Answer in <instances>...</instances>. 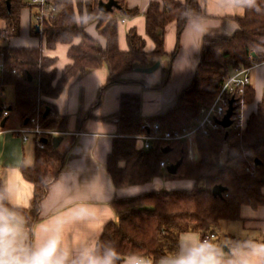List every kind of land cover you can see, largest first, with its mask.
Masks as SVG:
<instances>
[{
    "label": "trees",
    "instance_id": "1",
    "mask_svg": "<svg viewBox=\"0 0 264 264\" xmlns=\"http://www.w3.org/2000/svg\"><path fill=\"white\" fill-rule=\"evenodd\" d=\"M101 0H53L59 11L52 19L32 25L31 33L45 41L48 49L58 44L69 45L67 52L71 63L67 64L57 78V59L47 57L41 48L12 47L8 37L20 34V15L27 6L24 0H0V122L10 118L11 112L21 121L22 127L38 124L43 129L62 132L68 119L58 113L50 101L60 96L68 81L77 75L106 66L108 78L105 87L123 82L122 74L135 67H146L150 57L166 55L164 50L166 27L177 23L178 39L187 22L192 18L205 17L199 0H152L146 13V33L154 41L155 49L144 50L145 40L131 29L127 33L128 50L118 46V18L134 17L137 9H129L125 0H116L119 8L103 13L98 9ZM244 11L236 17L239 29L233 35H206L202 42V54L191 84L179 94L176 104L166 113L144 119L141 115V99L138 94H123L120 109L110 118L117 119L118 137L114 138L112 151L107 158V170L114 185L124 188L152 182L157 177L187 179L194 182L193 188L183 190H154L135 196L114 198L111 202L117 219L105 224L100 239L111 242L126 259L130 255L145 256L156 264L164 255L176 248L183 233L206 234L220 232L222 222L241 219L243 205L257 208L264 205V101L251 114L244 129L234 121L227 129L212 132L209 136L198 133L196 148L189 151L186 144H173L171 150L155 143L149 150L138 149L136 135L150 132L142 129L144 121L159 124V131H181L199 116L200 106L210 105L219 85L238 69L252 65L250 55L256 60L264 59V0H235ZM84 11L89 21H98L97 29L106 39V46L89 35L83 23ZM6 36L2 37V33ZM79 40L78 43H74ZM179 50V41L170 55L173 60ZM171 63L162 70V79L154 88L164 87L171 77ZM32 76V80L28 79ZM8 86L14 89V103L6 105L4 92ZM254 88L249 85L242 95L233 101L234 114L240 113L243 104L254 99ZM6 107L8 116L1 117ZM50 110L45 116V110ZM34 119L35 122H32ZM7 120V122H8ZM27 120V122H26ZM6 122V125H7ZM5 125V127H6ZM49 141L36 147L31 166L22 165L25 180L34 186L28 208L19 207L24 216L33 220L34 202L41 196V180L50 181L63 168L66 149L61 152ZM42 141V140H41ZM226 150L228 158L220 162ZM235 153L234 167L227 161ZM254 158L261 164L253 165ZM182 160L176 174H169L160 166L162 160L176 163ZM215 185L226 187L222 196H214ZM0 186L5 187L0 178Z\"/></svg>",
    "mask_w": 264,
    "mask_h": 264
},
{
    "label": "crops",
    "instance_id": "2",
    "mask_svg": "<svg viewBox=\"0 0 264 264\" xmlns=\"http://www.w3.org/2000/svg\"><path fill=\"white\" fill-rule=\"evenodd\" d=\"M151 1L125 0L129 9L139 11V14L134 17L122 16L120 12L115 13L118 18V46L120 50H128L127 33L131 29H135L145 40L144 50L146 52L150 53L155 49L154 41L146 33L145 13ZM177 1L184 2L185 0ZM199 2L204 9L205 17L190 19L179 39L175 21L166 27L164 43L166 55L150 57V63L146 66H151L157 61L160 62L159 67L154 72H138L137 67H135L133 70L122 74L123 82L105 87L108 69L103 66L85 75L74 76L68 81L60 96L50 100L58 113L68 119L66 129L62 132L70 134L60 135L63 140L58 146L61 152L68 150L61 172L66 168L74 169L81 184L96 179L85 191H78L76 195L65 199L62 206L64 215L70 218L77 204L87 199V191L102 190L101 181L114 190L110 206L106 205L104 207L103 219L91 225L93 231L100 233V235L105 224L117 219L111 206L114 198L130 197L160 189L188 190L193 188L194 182L191 180L189 181L192 182V185L186 182L188 187L184 188L180 182L175 183L177 180H168V178L161 177H157L152 182L143 185L117 188L108 173L107 158L112 151L114 138L118 137V126L116 118L108 119V117L120 109V97L123 94H138L140 96V110L144 119L166 113L176 104L179 94L191 84L195 76L202 54L204 36L233 35L239 29L235 18L242 16L244 11L236 5L235 0H199ZM25 3L27 4V2ZM35 11L34 8L28 5L22 9L20 34L8 37L6 43L12 47L41 48L45 56L55 57L57 62L54 67L57 71V78H59L63 68L71 63L67 55L70 46L58 44L54 49H48L44 40L41 39L38 43L34 38L26 36L29 33L31 34ZM83 23L86 32L105 47L106 39L98 32V21L91 23L87 18L86 11H84ZM0 28H6L3 20H0ZM78 41L75 40L74 43H78ZM178 41V53L173 60H170V55L174 52ZM170 63L172 70L170 80L164 87L154 88L162 79V70L166 69ZM249 75L255 95L252 102L242 105L241 120L243 129L246 127L251 114L255 113L258 105L264 101V63L253 67ZM13 103L8 104L5 101L6 105ZM19 128H22V125L18 119L16 125L9 128L4 127V132L0 134V178L4 181L5 188L11 193L12 203L18 207L28 208L33 196L34 186L24 179L20 167L33 164L37 142L32 135H29V139L24 141L22 134L14 132ZM140 146V142L137 141V148L141 149ZM188 146L193 149L196 148V146L189 144ZM226 154L228 158V153L224 150L222 156ZM234 155L235 153H231L230 157ZM182 184H185V182ZM240 213V220L222 222L219 234L211 240L224 244L237 239H252L264 242V205L257 208L243 205ZM184 236L201 238L199 233H183L180 238ZM226 236L232 239L228 240ZM81 238L82 234L76 235L73 243L78 242ZM156 264H159V262Z\"/></svg>",
    "mask_w": 264,
    "mask_h": 264
},
{
    "label": "clouds",
    "instance_id": "3",
    "mask_svg": "<svg viewBox=\"0 0 264 264\" xmlns=\"http://www.w3.org/2000/svg\"><path fill=\"white\" fill-rule=\"evenodd\" d=\"M95 181L81 184L72 168L50 181L43 178L32 221L0 186V264H152L145 256L123 258L111 242L101 240L100 233L91 228L103 219L104 207L110 206L114 194L103 181L102 190L86 192L87 199L77 204L70 218L64 215L65 199L85 191ZM78 234L82 238L73 243ZM159 264H264V242L237 239L224 244L184 236Z\"/></svg>",
    "mask_w": 264,
    "mask_h": 264
},
{
    "label": "built area",
    "instance_id": "4",
    "mask_svg": "<svg viewBox=\"0 0 264 264\" xmlns=\"http://www.w3.org/2000/svg\"><path fill=\"white\" fill-rule=\"evenodd\" d=\"M27 5L29 7L34 8L36 11L33 15L34 22L36 24L41 23L45 19H52L56 16L59 11L58 6L53 2V0H28ZM122 21H124L122 19ZM6 32L2 33V37H6ZM250 59L252 61V65L245 68H238L234 70L230 76L225 79L219 85L218 92L210 105L200 106L199 108V116L193 122L189 123L186 127H184L181 131H176L174 133H170L168 131L160 132L159 124L154 122L149 124L144 121L142 124V129L148 128L151 129L150 132L140 133L136 135L137 141L140 142L141 149L149 150L153 148L155 143H163L166 146H171L173 144H186V147L189 151L193 148L188 146V139L196 136L198 133L209 136L212 132L220 129H224L220 124V120H222L227 112L229 101L231 99L234 100L236 95H242L247 86L251 85V78L249 75L250 70L257 65L263 64L264 59L262 61H257L256 57L252 54L250 55ZM0 65V70H1ZM242 108V107H241ZM8 111L6 107L1 112V117L8 116ZM233 122L239 124L243 129V124L241 120V110L239 115L231 117ZM32 122H35L34 119ZM4 132V128L0 127V134ZM14 132L20 133L23 135V140L26 141L29 139V135L34 136L37 146L42 148L44 143L41 141L42 138L52 137L55 135H68L70 133L66 132H58L49 129H43L38 124H34L32 126L22 127L14 130ZM170 163L168 161L162 160L160 162V166L162 168H167ZM254 165V162H253ZM216 235L206 234L203 238L213 239Z\"/></svg>",
    "mask_w": 264,
    "mask_h": 264
},
{
    "label": "water",
    "instance_id": "5",
    "mask_svg": "<svg viewBox=\"0 0 264 264\" xmlns=\"http://www.w3.org/2000/svg\"><path fill=\"white\" fill-rule=\"evenodd\" d=\"M117 8H119V4L116 0H101L98 4V9L103 13L113 12L114 9H117ZM35 27H36V31L38 32L40 30V26L38 24H36ZM252 55L254 57H256V54L254 52H252ZM159 65H160V62L157 61L148 67H137L136 70L138 72H143V73H152L159 67ZM28 79L31 81L32 76L28 75ZM233 101H234L233 99H231L229 101L227 112H226L224 118L222 120H220V124L222 125V127L224 129L231 127L233 124V120L231 118L234 114ZM49 110H50V108L47 107L45 110V113H44L45 116L48 114ZM7 120H8V117L3 118V120L0 122V127L4 128ZM26 122H27V120H26ZM62 140H63L62 136L56 135L52 138L51 142L55 148H58V146L60 145ZM48 141H49L48 138H46V137L42 138L43 143H47ZM170 150H171V148L169 146H167L163 150V152L168 153ZM181 163H182L181 159L179 161H177L176 163H170L166 168L167 172L169 174H176ZM260 164H261V161L258 158H254V166L257 167ZM225 190H226V187H224L222 185H215L212 188V193L214 196H222L223 192Z\"/></svg>",
    "mask_w": 264,
    "mask_h": 264
},
{
    "label": "rangeland",
    "instance_id": "6",
    "mask_svg": "<svg viewBox=\"0 0 264 264\" xmlns=\"http://www.w3.org/2000/svg\"><path fill=\"white\" fill-rule=\"evenodd\" d=\"M24 1H25V2H28V0H24ZM94 21H96V20H93V21H90V22L92 23V22H94ZM21 36H22V35H21ZM26 36H29L30 38H34L35 40L38 41V43H40V41H41V38H40V37H38V36H34L32 33H31V34L29 33V34H27ZM5 101H6V103H8V104L13 103V101H14V91H13V88H12L11 86H8V87L6 88V90H5ZM17 120H18V117H16V115H15L13 112H11V115H10V118H9V120H8V122H7L6 128H9V127H11V126L16 125ZM33 140H34V139H33ZM188 144L191 145V146H194V147H195V146H196L195 138H194V137L189 138V139H188ZM223 152H224V151H223ZM223 152H222L221 155H220V159H219L220 162H225V161L227 160V154L222 156ZM235 155H236V154H235ZM236 161H237L236 158H235V157H232V158H230V159L227 161V165L230 166V167H234ZM166 171H167V170H166ZM161 178H165V179H167L166 177H161ZM162 180H163V179H162ZM168 180H177L175 183H179V182H180V184L183 185L184 188L188 187V186H186V182H189V183L192 185V182L189 181V180H187V179H180V178L169 179V178H168ZM183 182H185V184H182ZM191 185H190V186H191ZM226 237H227L228 240L232 239L231 237H228V236H226Z\"/></svg>",
    "mask_w": 264,
    "mask_h": 264
}]
</instances>
